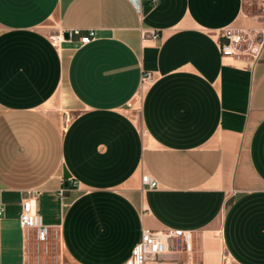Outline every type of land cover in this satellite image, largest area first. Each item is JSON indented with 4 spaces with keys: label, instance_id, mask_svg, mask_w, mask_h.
<instances>
[{
    "label": "crops",
    "instance_id": "1",
    "mask_svg": "<svg viewBox=\"0 0 264 264\" xmlns=\"http://www.w3.org/2000/svg\"><path fill=\"white\" fill-rule=\"evenodd\" d=\"M260 4L0 0V264L36 252L41 264L52 247L70 264H122L144 228L191 233L160 264H264ZM227 27L262 40L253 63L221 54ZM73 28L97 37L52 40ZM65 90L77 105L66 126L48 106ZM27 199L52 226L46 251L21 227Z\"/></svg>",
    "mask_w": 264,
    "mask_h": 264
},
{
    "label": "built area",
    "instance_id": "2",
    "mask_svg": "<svg viewBox=\"0 0 264 264\" xmlns=\"http://www.w3.org/2000/svg\"><path fill=\"white\" fill-rule=\"evenodd\" d=\"M261 10L264 12V0H261ZM69 31V39L73 36H78L82 44H87L97 37L95 29L90 28L83 30L81 28H73L52 35V40L55 43L64 42V33ZM154 38L157 37L156 32H150ZM262 40L257 34L244 29L227 27L220 33L219 47L221 54L226 57H237L248 59L254 62L259 56L262 49ZM153 80V74L146 71L142 75V82L150 83ZM142 94H137L127 104L130 110L141 111ZM143 183L149 188H156L158 181L150 174L146 173L142 177ZM76 184V180H73ZM65 188H60V193L63 194ZM3 213V206L0 205V215ZM20 224L23 229L28 232H33L34 237L39 244L43 245L44 250H48L47 242L52 233V226L46 224L40 213L37 212L34 204V199H27L24 204V210L20 215ZM181 240L187 250L191 249V233L188 230L166 228L154 230L144 228L141 232V237L136 246L133 248L131 255L122 264H148L155 262L161 254L169 251L177 242ZM39 247V246H38ZM33 264V263H28Z\"/></svg>",
    "mask_w": 264,
    "mask_h": 264
},
{
    "label": "rangeland",
    "instance_id": "3",
    "mask_svg": "<svg viewBox=\"0 0 264 264\" xmlns=\"http://www.w3.org/2000/svg\"><path fill=\"white\" fill-rule=\"evenodd\" d=\"M51 36L56 34L55 30L52 29L51 31ZM65 95H64V100L59 103L57 100V97L52 100V102H50L48 104L50 110L53 113H57L59 115L60 120L62 121V123L66 126L70 120L74 117V115L76 114V103H74V101L72 100V98L70 97V95L67 93V91L65 90ZM132 112L134 114L139 113L138 110H132ZM42 251H46V250H42ZM170 251H188L185 246L183 245V243L181 242H177V244L175 246H173ZM38 253L36 252L33 256V261L34 264H38V258H37ZM52 261L54 262V264H56L57 262L59 264H70L66 257L64 256V254L61 253L60 250H56L55 247L50 248V251L48 253H44V256L42 257L41 260V264H52ZM163 259L161 257H158L157 260L155 262L152 263H148V264H160L162 263Z\"/></svg>",
    "mask_w": 264,
    "mask_h": 264
},
{
    "label": "water",
    "instance_id": "4",
    "mask_svg": "<svg viewBox=\"0 0 264 264\" xmlns=\"http://www.w3.org/2000/svg\"><path fill=\"white\" fill-rule=\"evenodd\" d=\"M64 36L66 39H69V31H66L64 33ZM71 176L70 172L67 170V168H64V177H65V186H68L69 185V177Z\"/></svg>",
    "mask_w": 264,
    "mask_h": 264
},
{
    "label": "bare ground",
    "instance_id": "5",
    "mask_svg": "<svg viewBox=\"0 0 264 264\" xmlns=\"http://www.w3.org/2000/svg\"><path fill=\"white\" fill-rule=\"evenodd\" d=\"M55 35V34H54ZM139 94H141V91H140V93Z\"/></svg>",
    "mask_w": 264,
    "mask_h": 264
}]
</instances>
